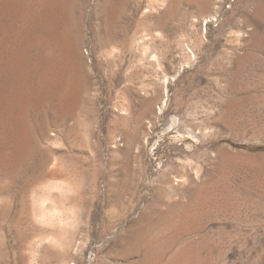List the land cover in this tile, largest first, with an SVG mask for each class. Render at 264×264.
<instances>
[{
  "label": "rangeland",
  "instance_id": "374dc122",
  "mask_svg": "<svg viewBox=\"0 0 264 264\" xmlns=\"http://www.w3.org/2000/svg\"><path fill=\"white\" fill-rule=\"evenodd\" d=\"M45 1L0 0V264H264V0Z\"/></svg>",
  "mask_w": 264,
  "mask_h": 264
},
{
  "label": "bare ground",
  "instance_id": "6f19581e",
  "mask_svg": "<svg viewBox=\"0 0 264 264\" xmlns=\"http://www.w3.org/2000/svg\"><path fill=\"white\" fill-rule=\"evenodd\" d=\"M38 1H39V0H38ZM46 1H47V0H46ZM46 1H45V3H46ZM47 3H48V2H47ZM47 3H46V4H47ZM26 4H27V3H26ZM47 5H48V4H47ZM47 5H46V6H47ZM53 5H54V4H53ZM28 7H29V6H28ZM28 7H27V8H28ZM42 7H43V6H42ZM24 8H25V7H24ZM35 8H36V7H35ZM45 8H46V7H45ZM25 9H26V8H25ZM25 9H24V10H25ZM36 9H37V8H36ZM42 13H44V12H42ZM40 15H41V14H40ZM23 17H24V16H23ZM9 30H10V29H9ZM36 37H37V36H36ZM15 51H16V50H15ZM22 61H23V60H22ZM45 62H46V61H45ZM18 64H19V63H18ZM42 66H43V65H42ZM45 68H46V67H45ZM7 95H8V94H7ZM13 108H14V107H13ZM60 186H61V185H60ZM52 188H54V187L52 186ZM59 188H61V187H59ZM47 197H48V196H47ZM47 199H48V198H47ZM50 200H51V199H50ZM53 200H54V199H53ZM130 264H131V263H130Z\"/></svg>",
  "mask_w": 264,
  "mask_h": 264
}]
</instances>
